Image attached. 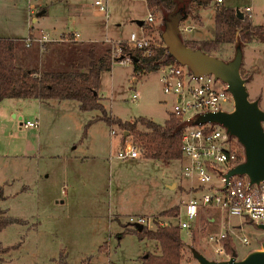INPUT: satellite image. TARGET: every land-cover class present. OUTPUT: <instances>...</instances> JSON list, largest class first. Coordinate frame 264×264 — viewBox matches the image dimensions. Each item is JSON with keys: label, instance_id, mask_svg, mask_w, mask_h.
Segmentation results:
<instances>
[{"label": "rangeland", "instance_id": "374dc122", "mask_svg": "<svg viewBox=\"0 0 264 264\" xmlns=\"http://www.w3.org/2000/svg\"><path fill=\"white\" fill-rule=\"evenodd\" d=\"M95 1L0 0V39L17 42L15 65L24 67L26 56L37 54V43H33L30 49L25 48L24 44L25 39L32 35L29 33L39 29L51 31L55 36L78 33L80 37L76 47L93 46L97 56L106 47L111 48L106 41L123 42L132 33L140 36L143 32L153 38L159 37L156 29L161 24L159 14H153L154 23L148 24L155 27L151 32L146 33V29L137 24L147 22L148 12L143 0H108L107 19L94 6ZM215 1L200 10L194 2L190 3L191 12L180 24L184 40L192 27V34L199 35L204 41L217 38L216 8L222 5H217ZM223 6L238 9L252 26L264 28V0H223ZM247 8L251 10L250 15L246 12ZM43 9L46 14L38 16ZM29 11H32L31 14ZM186 43L190 47L196 45ZM234 46V43H218L208 54L230 60L234 54ZM57 56L58 64L62 65L57 69L66 67L69 61L67 56ZM40 58L41 55L38 54L37 59ZM49 61L45 63L47 66L43 65L41 68L36 65L34 69L47 71L50 67H55L54 61L49 67ZM132 68V62H115L110 71L100 74V103L109 116L122 121L133 122L138 118H145L163 125L173 113L174 97L161 90L158 70L135 76ZM241 73L249 79L246 84L249 99L260 98V108L264 111V43L253 35L243 46ZM216 88H221V84H217ZM133 95L137 97L134 100ZM77 106L76 101H58L47 105V111L43 112L41 118L43 125L39 129V135V130H28L20 125L27 121L26 118L19 120V116L13 117L14 114L6 113L5 120L9 125L0 124V188H5L8 180H12V187L5 190L13 195L0 202V209L6 211L1 213L0 222L3 219L13 220V216L21 220L8 223L0 230V264H141L147 254L158 255L159 246L153 240L139 239L133 231L135 228L126 225L130 229L125 231L124 225L115 223L114 216L120 213H116V210H121L122 215H127L129 211H140L141 207L156 211L163 207V201L169 200L170 208L173 205L181 207L180 218L184 219V203L191 199L199 202L206 192L213 194L206 188H192L197 183L192 184L189 189L191 182L183 175L184 166L188 164L186 157L176 160L169 169L163 168L157 161L147 162L148 166L140 169L136 164L142 159L117 160L118 151L121 150V133L118 127L112 128L116 133L113 136L114 133H110L109 125L105 122H92L101 116L100 111L81 112ZM30 113L26 117L34 121V111ZM138 129L145 130L142 126H138ZM126 141L135 142L129 133ZM24 142L30 143L31 148L26 152V159H17L13 155L22 150ZM110 142L113 145L109 152ZM74 145L77 151L71 149ZM67 147L71 155L86 153L92 157L83 167L70 171L69 174H94L96 188L89 190L88 196L81 197L85 189L81 187V183L90 187L82 177L84 181L80 182L79 192L72 204L69 201L61 204L60 201L65 199V190L62 187V194V184L60 185V181L55 182V179L60 180V175L63 174V162L59 159L63 157ZM49 154L59 155L61 158H54L53 161L45 159ZM93 157L97 158L92 161ZM143 172L155 176L149 178L146 175L145 180H140ZM47 173L52 175L53 180L46 183L33 180L34 186H31L30 192L14 196L21 187L22 178L34 179L36 175L40 177ZM168 173L176 178L179 185L183 180L184 190L178 188L173 191L161 183V179ZM148 193L151 194L149 200L143 202L142 196L147 197ZM163 218L170 220L173 225L178 221L171 217ZM228 219L229 226L235 227L229 230V235L239 259L252 249L259 248L260 242L264 240V232L257 230L244 218ZM121 222L123 224L124 220L121 219ZM222 230H226V225L222 226ZM191 231V239L186 230L180 231L185 243H190L207 258H221L222 255H217L207 241V235L213 232L210 227L203 228L202 225L201 228L196 224ZM243 238L248 241L247 244L242 242ZM201 243L202 246H198ZM181 264H196L187 249L183 252Z\"/></svg>", "mask_w": 264, "mask_h": 264}, {"label": "trees", "instance_id": "16d2710c", "mask_svg": "<svg viewBox=\"0 0 264 264\" xmlns=\"http://www.w3.org/2000/svg\"><path fill=\"white\" fill-rule=\"evenodd\" d=\"M147 11L151 14H159L162 17L174 9L175 0H143ZM214 0H189L194 2L197 8L205 9ZM233 8H216L215 27L217 38L212 41H202L193 47H200L205 53L214 50L218 43H234L239 37L243 46L252 37H257L264 43V28L252 26L240 11L236 13ZM242 18H239V16ZM197 17V16H196ZM142 27L146 33L155 27L143 22ZM161 37L160 25L156 27ZM67 50L60 54L66 55L68 63L66 67L57 69L62 65H55L47 71H38L22 68L15 65V52L17 42L11 39H0V102L5 99H39L42 101H76L81 112L100 111L101 116L96 120L103 121L107 125H115L120 130L133 136L134 143L141 156L153 160H181V131L183 124L175 119L172 114L163 125H158L149 119L138 118L133 122H122L119 118L107 114L100 103L98 95L100 74L110 71L112 60L111 48L106 47L97 56L95 47H76V40L67 43ZM108 46V45H107ZM165 48L156 49L151 58H145L141 52L130 51L122 46L123 57H133L132 67L135 76L141 73L157 71L162 65L172 63L165 57ZM73 54V57H72ZM97 56V57H96ZM69 57V58H68ZM248 78V76H246ZM138 126L145 128L140 131ZM2 198L0 194V199ZM178 208H172L160 214L162 217L176 218ZM1 217V214H0ZM15 220L3 219L0 222V230L8 223ZM127 231V228L125 229ZM133 231L139 239H150L157 242L160 253L158 255L147 254L141 264H181L183 252L186 250L181 239L180 230L176 225L169 228H160L154 232L143 229L141 232ZM224 246L228 252L233 248L230 240H224Z\"/></svg>", "mask_w": 264, "mask_h": 264}, {"label": "built area", "instance_id": "2783aa9c", "mask_svg": "<svg viewBox=\"0 0 264 264\" xmlns=\"http://www.w3.org/2000/svg\"><path fill=\"white\" fill-rule=\"evenodd\" d=\"M108 0H96L94 6L103 13L107 19L109 9ZM217 5L222 4V0H216ZM249 14V10L246 11ZM147 23H154V15L148 13ZM78 33L52 35L41 31L36 37L29 36L25 39V46L31 47L33 43L39 46L51 43L70 42L79 38ZM111 46L110 57L113 63L132 62L130 57L121 55L122 46L130 51L141 52L145 58H151L156 49L165 48L161 37L153 38L142 32L140 36L132 33L129 39L123 42H109ZM160 72L159 83L164 94L171 95L175 99L172 116L182 124L193 117L209 112L226 111L233 109L231 95L226 91V85L220 81H214L212 76H204L199 79H191L188 70L176 62L162 65L158 68ZM221 84V88H216ZM133 95V100L136 99ZM193 113V115H190ZM37 121H27L23 124L25 129L37 128ZM114 132L111 131V134ZM181 151L183 157L188 159V164L184 166L183 175L191 182L197 183V188H206L213 194L205 193L198 202L191 199L182 206L180 213L175 218L176 226L180 231L186 230L189 238L193 237L192 227L198 216L200 208L216 209L226 217H238L248 220L250 223H264V181L259 185H249L246 176L231 177L224 191L218 188L224 185L223 174L230 168L244 160L242 147L234 138H230L226 131L218 126L206 123L198 126L182 127L181 131ZM140 156L138 149L133 142L125 143L123 150L118 154L120 160L135 159ZM126 224L135 228L139 225L146 231L154 232L160 228L173 226L170 220L164 219L160 215L141 216L130 215L126 217ZM227 238L225 233L211 235L207 237L208 243L217 255H222L220 259H228L230 253L224 246ZM242 242L248 241L243 238Z\"/></svg>", "mask_w": 264, "mask_h": 264}, {"label": "water", "instance_id": "95a60500", "mask_svg": "<svg viewBox=\"0 0 264 264\" xmlns=\"http://www.w3.org/2000/svg\"><path fill=\"white\" fill-rule=\"evenodd\" d=\"M189 0H175L174 9L161 19V39L165 44V57L188 70L191 79L212 76L214 81L226 85L231 95L233 109L230 112H209L193 117L182 127L198 126L206 123L222 127L230 138H234L242 147L244 160L223 174L224 185L218 188L224 191L231 177L246 176L249 185L259 186L264 181V111L260 108V98L249 99L246 84L249 79L242 76L243 43L236 37L234 54L230 60H223L205 53L200 47H188L181 35L180 24L186 20ZM43 13V12H42ZM42 13H39L40 16ZM236 13H240L236 10ZM239 18H242L240 15ZM143 22H138L142 26ZM131 61L135 60L130 57ZM264 232V223H253ZM137 232L143 229L135 226ZM196 264H264V240L259 248L252 249L243 258H238L234 248L228 259L216 260L205 257L190 243L184 242Z\"/></svg>", "mask_w": 264, "mask_h": 264}, {"label": "crops", "instance_id": "0c3cea01", "mask_svg": "<svg viewBox=\"0 0 264 264\" xmlns=\"http://www.w3.org/2000/svg\"><path fill=\"white\" fill-rule=\"evenodd\" d=\"M221 5L223 6V0H222V4ZM247 9H250V8H247ZM31 12L29 11L30 14H31ZM42 12H40V13H42L40 15V17L46 14V10L43 9ZM250 13H251V10L249 11V15H250ZM201 14H202V11L200 12V16H201ZM142 25H143V23H142ZM193 29L194 28L192 27V30ZM192 30L190 32L188 30V33H187L188 35L186 36V39H185L187 42L198 44L199 42L204 41V39H200L199 35L192 34V32H193ZM41 31H42V29H39L37 32H33V33H29V34H32L31 36L36 37V36H38L40 34ZM29 32H31V31H29ZM44 32L45 33H51L53 35V33L51 31H44ZM76 42H77V40H76ZM35 46H36V53L37 54H34V53L28 54L26 56V58H25L24 67H22V68L35 70L34 67L36 65L41 67V68H43V65H46L45 63L47 61H49V60H50L49 61L50 63H47L49 67H50V65L52 64L53 61H54L55 65H58V61H59L58 58L59 57L57 56V54H60L62 51H65V49L67 50L68 44L67 43L66 44L65 43H51V44H45L43 46H39V45H35ZM24 47L27 48L25 45H24ZM30 48H32V46L27 48V49H30ZM38 54L41 55L40 60L37 59ZM36 70H38V69H36ZM38 71H40V70H38ZM40 72H42V71H40ZM135 82H136V80L134 81V83ZM54 102H58V101H56V100L42 101V100H39V99H5V100L0 102V124L1 125L4 124V126L8 124L6 122V120H5L6 113L14 114L13 115L14 118L19 116V120H22V118H26L27 121H31L26 116L28 114H31L30 113L31 111H34V115H33L34 121H37L39 123V125H38L37 128H31V129L39 130L41 128V126L43 125L42 120H41V118L43 117V112L47 111L45 107H47V105H52ZM78 109H79V107H78ZM96 118L93 119L92 122H101V121L96 120ZM122 122H129V121H122ZM23 124L20 123V125H22V126H23ZM113 127H115V125H110L109 126L110 133H111V131L114 132V130L112 129ZM28 130H30V129H28ZM119 131L121 133V140H120V147H121L120 152H121L123 150L124 146H125L126 138L128 136V133L124 132V131H122L120 129H119ZM39 134H40V130H39L38 135ZM115 135H116V133L113 134V136H115ZM112 145H113V142L112 143L110 142L109 148H108L109 152L112 149ZM29 147L31 148L30 143L27 144V142H24L22 144V150L18 151L13 156H15L17 159H21V160L22 159H26V152H27ZM71 149L72 150L74 149V151H77V147L75 145H74V148L72 147ZM120 152L118 151V154ZM118 154H117V156H118ZM58 156L59 155H52V154L50 155L49 154V155L45 156V159H49V160L53 161L54 158H61V157H58ZM91 158L92 157L87 156L86 153H80L77 156L76 155H71V153L69 152V148L68 147L65 148V151L63 153V157L61 159H59V160H62V162H63L62 163L63 174L60 175L61 176L60 180H57V178L55 179V182H59L60 181V185L62 184L61 185V193L62 194H63L62 187L65 190V194H64L65 199H64V201H60L61 204L66 203V201H69V203L72 204V201L75 200V198H76V196H77V194L79 192V184H80L81 181L83 182L85 180L87 182V184L88 183L90 184V187H88L89 185H86L84 182H83V184L81 183V185H82L81 187L85 188L83 190V192L81 193V197L88 196L89 195V190H94L96 188V176L94 174H89V175H86V176H84L82 173L80 175L79 172H77L75 174H72V173L69 174L70 171H74L75 169L77 170V168L83 167L85 164H87L90 161ZM96 158L97 157H93L92 161H94ZM116 159L120 160L117 157H116ZM137 159H140V160L142 159L140 162H138V164H136V165H138V167H140V169L146 168L148 166L147 162H155V161H157V163L162 165L163 168L169 169V167L172 165V163H174L176 161V160H153V159H147V158L142 157L141 154H140V156L138 158L131 159V160H137ZM181 160H183V158ZM134 164L135 163H133V165ZM146 175L147 176L149 175L148 176L149 178L155 176V175L151 176V174H146L145 172H143L141 174V176H140L141 177L140 180H145ZM82 177L84 178V180H83ZM33 180L36 181V182L40 181V182H45L46 183V182H48L50 180H53V178H52V175H50L49 173H47L44 176H40V177H39V175H36L34 179L33 178L30 179L29 177L22 178L21 179V181H22L21 187H20L19 191H17L14 194V196L22 195V194H24L25 191L26 192H28V191L30 192L32 190V189H30L31 186H34V181ZM154 181H155V179H154ZM165 182H168V183H165ZM161 183L166 184L165 185L166 188L170 189V190H173V191H175L178 188H180L181 190H184V188L182 187L183 180H182V182H180V185H179L177 180H176V178L173 175H171V173H168L163 179H161ZM6 184L7 185H6L5 188H3V189L0 188V194L2 196V198L0 199V202L6 200L10 196L13 197L12 194L6 193V190H5L7 187H9V188L12 187V180L9 179ZM191 187H192V184H190L189 189H191ZM196 187H198V186L194 185L192 188H196ZM146 195H148V196L147 197L145 195L142 196L143 202H145L146 199L149 200V197L151 196L150 193H148ZM76 205L78 206V202H76ZM161 205L163 207H161V209L159 208L156 211L155 210H149V209H148L149 210L148 211V210H146V209L141 207L140 211H136V212L135 211H133V212L129 211L130 213H128L127 215H122V213H121L122 211L121 210H116L115 211L116 213H118V212H120V213L114 216V221L119 226L120 225H122V226L124 225V229H125L126 225H127L126 224V217L130 216V215L156 216V215H160L161 213H163L165 211H168V210H170L172 208H178L179 213H180L181 207L173 205V207L170 208L169 207L170 206V201L169 200L163 201L161 203ZM4 212H6L4 209H0V214L1 213L3 214ZM12 218H15V219H13V220H15V222H20L21 221L20 219L16 218L15 216H13ZM228 218L229 217H226L225 215L221 214L216 209L200 208L199 211H198V216H197V218L195 220L194 225L197 224V226H199L201 228H202V225H203V228H206L208 226V227L211 228V230H213V232L218 230L217 233H213L212 232V233L208 234L207 237L211 236V235H218L220 233H225L227 235L226 240H230V242H231L232 239H231V237L229 235V230L231 228H232L231 230H233V229H235V227L234 226L233 227L229 226V223H228L229 219ZM121 219L124 220L123 224L121 222ZM225 225H226V230H222V226H225ZM130 228H127V229H130ZM237 228H240V226H237ZM198 246H202V243L200 245H198Z\"/></svg>", "mask_w": 264, "mask_h": 264}]
</instances>
